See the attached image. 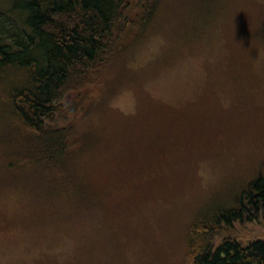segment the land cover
<instances>
[{"label": "trees", "instance_id": "1", "mask_svg": "<svg viewBox=\"0 0 264 264\" xmlns=\"http://www.w3.org/2000/svg\"><path fill=\"white\" fill-rule=\"evenodd\" d=\"M158 34L155 68L189 63L195 93L121 117ZM209 149L233 172L216 190L193 185ZM247 223L264 227V0H0V264H130L129 245L136 264H264Z\"/></svg>", "mask_w": 264, "mask_h": 264}, {"label": "rangeland", "instance_id": "2", "mask_svg": "<svg viewBox=\"0 0 264 264\" xmlns=\"http://www.w3.org/2000/svg\"><path fill=\"white\" fill-rule=\"evenodd\" d=\"M150 38V37H149ZM149 40V39H148ZM168 47V42L165 39L164 35L158 34L153 35L150 41L145 43V45L141 46L138 49V53L132 60L127 62V66L131 67L133 71H135V85L133 91L131 88H123L119 94H117L112 100L111 105L114 110H117L118 113L123 116L129 110L134 109L135 100H140V95H147L150 98L160 99L162 101L169 102V105H173L174 107H179V105H185V100L189 101L191 97L195 93L194 87L186 84L187 71H191L193 68H189V63L187 65H182L177 74L170 69V63L164 62L158 68H155L156 60L161 58L159 63L162 61V57L165 54H168L166 50ZM154 65L153 69H150ZM164 67H168L165 69ZM188 80V79H187ZM134 81V80H133ZM217 140V139H216ZM215 141V140H213ZM222 146L218 147L220 150ZM223 152V153H222ZM229 152V150H225L223 146V150L220 151L222 155ZM217 151H212L209 149V152H202V159L198 162L199 166L197 169V177L193 182V185H199L203 183L204 189L216 190L226 186L229 183L230 177L233 172L226 171V168L222 169L220 172H214V167H209L211 165V161L215 158ZM246 159V158H245ZM209 161V162H208ZM246 165V163H245ZM235 166V164H234ZM197 168V166H196ZM240 168H237V171ZM222 174V175H221ZM239 177V176H238ZM222 178V179H220ZM233 178V177H232ZM234 179V178H233ZM232 180V179H231ZM236 180V179H235ZM237 181V180H236ZM217 182V183H216ZM227 182V183H225ZM215 184V185H214ZM237 185H231L227 187L223 191L222 199L217 201L218 203L226 200L228 194L233 189L235 191ZM232 188V189H230ZM195 189H193L194 191ZM175 200V199H173ZM172 200V201H173ZM171 201V202H172ZM145 204H150L149 202H143ZM238 228L239 233L237 232V238L246 242L248 240L255 239H263L264 240V227L262 225H255L251 223H247L244 226H236ZM219 242V240H216ZM134 248L132 245H129V262L130 264H136L137 256L135 252H133ZM133 252V253H132ZM30 256H27L26 262H31V259L34 255L38 254L37 252H29ZM7 259V257H3L2 260ZM174 259V260H173ZM175 261V257L170 256L166 262ZM72 264H85L84 257L80 251H77L73 257Z\"/></svg>", "mask_w": 264, "mask_h": 264}]
</instances>
